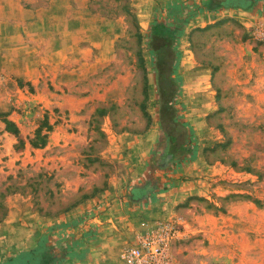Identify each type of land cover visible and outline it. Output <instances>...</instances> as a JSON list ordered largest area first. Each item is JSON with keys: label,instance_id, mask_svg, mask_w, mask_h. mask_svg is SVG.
Listing matches in <instances>:
<instances>
[{"label": "rangeland", "instance_id": "1", "mask_svg": "<svg viewBox=\"0 0 264 264\" xmlns=\"http://www.w3.org/2000/svg\"><path fill=\"white\" fill-rule=\"evenodd\" d=\"M47 1L0 0L1 250L22 239L31 248L52 225L56 242L74 244L63 264H121L138 236L172 228L175 264H264V0L246 10L127 0L135 21L122 14L124 0H87L106 53L93 69L87 32L73 44L58 24L64 54L49 67L48 27L32 24ZM173 3L200 8L179 40L172 99L195 150L161 169L146 38ZM147 181L155 190L132 202L131 188Z\"/></svg>", "mask_w": 264, "mask_h": 264}, {"label": "trees", "instance_id": "2", "mask_svg": "<svg viewBox=\"0 0 264 264\" xmlns=\"http://www.w3.org/2000/svg\"><path fill=\"white\" fill-rule=\"evenodd\" d=\"M257 1L253 0L247 8L242 9L250 8ZM209 6V9H214L218 3L213 1L210 3L209 0ZM185 8L184 3L168 5L165 10L167 20L156 19L152 21L149 24L146 38V47L151 56L159 95V124L165 136L166 144L157 161V166L161 169L166 168L172 162L185 159L195 150L194 145H191L189 141V133L185 129L187 124L177 120V112L172 101L173 97L176 96L179 83L176 76L180 58L179 40L196 11L200 10L198 8L192 13H186ZM120 9L123 15L135 21V16L131 13L127 0H124V3L120 5ZM155 188L156 186L153 183L151 185L149 181L134 186L131 188L129 199L132 202H141ZM55 229L57 226H50L48 231L38 238L36 245L7 257L0 261V264H63L75 254L71 248V245L74 244H70L68 240L62 241L63 243L56 242L53 235Z\"/></svg>", "mask_w": 264, "mask_h": 264}, {"label": "crops", "instance_id": "3", "mask_svg": "<svg viewBox=\"0 0 264 264\" xmlns=\"http://www.w3.org/2000/svg\"><path fill=\"white\" fill-rule=\"evenodd\" d=\"M40 12L43 13V16L36 17V19H34L32 24L34 28L36 27V25H42V24H46V26L48 27V31L42 33L48 35L49 50L43 52L45 57H48L46 60L47 63L49 64V67H51L53 63H55V60L53 58L57 57L58 54H64V51H62V48L64 49V47L61 46L59 42H57L58 40L61 39V35L59 37L57 36L58 25H61L60 29H62V34H70L69 36L72 38L71 42L73 44L75 38H82L80 36L81 33H83L80 30L81 28L82 30H84V32H87L86 34L87 37H85L84 40L88 42L89 45L87 46V48L84 49V52H86V54L91 56L90 59H86L84 63L88 66V68L93 69L94 67H97L100 59L106 56V53H104V49H101L102 50L101 51L98 47L100 42L103 41V36L102 34H100L103 32L99 29L97 23L95 25V23L91 21V19L94 21L93 18L94 16L91 14V11L90 12L88 11L87 0H48L46 6L40 8ZM54 13H59V14L55 16ZM82 24H84V26H82ZM195 25L197 26V24ZM38 28L41 27L38 26ZM91 30L96 31V34L90 32ZM39 33L41 39L44 40L42 33L41 32ZM91 46H94V48H96L95 46H97L99 49L96 50L97 52L94 54V56L92 55V52H94L93 50L94 48ZM58 50L61 51L59 52ZM40 54L41 53H38L39 56H41ZM23 200L24 202L26 201L25 199ZM26 207H27L26 205H24L23 207L25 213L28 212ZM29 212H30L29 214L32 216V220H37L38 223L43 222L42 220L45 221V219L42 218L41 216H35V213L32 212L31 210ZM71 215L76 216V211L74 209L66 213L67 218H71ZM7 226H11L9 220L5 221L1 225V227H7ZM25 240L26 239L17 240L16 248H13L12 251H9L8 248L6 247L1 250L0 247V252L2 253L4 252L6 254L8 253V257H9L15 255L21 250L30 248V246L32 245L29 244L26 245Z\"/></svg>", "mask_w": 264, "mask_h": 264}, {"label": "built area", "instance_id": "4", "mask_svg": "<svg viewBox=\"0 0 264 264\" xmlns=\"http://www.w3.org/2000/svg\"><path fill=\"white\" fill-rule=\"evenodd\" d=\"M147 232L138 236L121 253V264H175L167 250L168 241L175 231Z\"/></svg>", "mask_w": 264, "mask_h": 264}, {"label": "water", "instance_id": "5", "mask_svg": "<svg viewBox=\"0 0 264 264\" xmlns=\"http://www.w3.org/2000/svg\"><path fill=\"white\" fill-rule=\"evenodd\" d=\"M253 0H218V2L226 7H239V8H247Z\"/></svg>", "mask_w": 264, "mask_h": 264}]
</instances>
